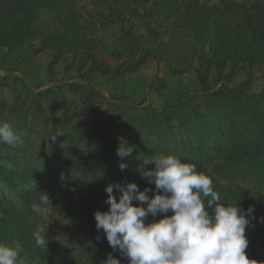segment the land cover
Instances as JSON below:
<instances>
[{
  "label": "trees",
  "instance_id": "trees-1",
  "mask_svg": "<svg viewBox=\"0 0 264 264\" xmlns=\"http://www.w3.org/2000/svg\"><path fill=\"white\" fill-rule=\"evenodd\" d=\"M146 1L113 0L121 22L115 42L124 47L125 58L110 66L95 53L105 48L97 31L108 27L107 17L95 18L88 11V19L79 18L71 0H0V49L6 55L27 40H38V49L53 51L47 64L53 75L62 56L79 54L80 81L34 92L25 78L14 74L16 69L0 75V88H8L11 78L14 90L11 101L0 98V123H10L23 141L15 148L0 142V243L19 240L28 264H105L109 254L128 264L103 230H97L94 213L109 208V183L135 182L154 196L158 190L143 174L155 163L144 166L143 161L158 153L194 162L198 171L211 176L219 203H236L247 215L246 254L264 264V85H256L253 73L254 68H264V16H255L239 2L221 8L198 0L182 1V6L177 0H151L145 8ZM160 6L165 12L158 25L176 26L190 39L179 44L157 39L160 29L152 19ZM41 7L53 11L48 20H40ZM132 9L144 19L146 34L135 32L130 16H124ZM119 46L108 53L118 58ZM149 57L172 75L192 68L193 84L174 86L157 76L150 92L160 103L143 104V87L135 82L130 88L128 74L136 73ZM241 69L247 70L246 76L235 83ZM104 78L110 85L107 96L101 88ZM66 92L79 100L80 114L85 112L88 122L80 115L73 119L76 100ZM169 92L171 98L165 96ZM53 93L61 97L58 113L45 105ZM100 99L125 113L106 118V111L98 108ZM121 142L133 148L132 156H117ZM122 162L127 164L124 170ZM42 191L52 205L45 216L32 210ZM113 195L119 199L120 192L114 188ZM163 215L149 214L146 223ZM41 223H49L44 249L33 236Z\"/></svg>",
  "mask_w": 264,
  "mask_h": 264
},
{
  "label": "clouds",
  "instance_id": "clouds-1",
  "mask_svg": "<svg viewBox=\"0 0 264 264\" xmlns=\"http://www.w3.org/2000/svg\"><path fill=\"white\" fill-rule=\"evenodd\" d=\"M0 142L15 148L23 141L13 126L4 122L0 123ZM132 152V147L121 142L116 154L123 159ZM151 162L155 168L143 175L154 182L158 190L154 196L149 197L148 189L141 191L135 182L126 186L109 183L105 188L109 208L94 213L97 230H103L109 245L119 249L128 264H256L246 254L247 215L236 203H219L210 175L172 153H158L143 164ZM119 167L124 170L127 164L122 162ZM114 188L120 192L119 199L113 195ZM49 206L50 197L42 191L32 210L45 216ZM158 213L165 215L146 223L149 214L155 217ZM48 225L38 224L33 233L36 245L43 249ZM23 251L19 240L11 245L0 243V264H28ZM105 264L121 262L109 254Z\"/></svg>",
  "mask_w": 264,
  "mask_h": 264
},
{
  "label": "rangeland",
  "instance_id": "rangeland-1",
  "mask_svg": "<svg viewBox=\"0 0 264 264\" xmlns=\"http://www.w3.org/2000/svg\"><path fill=\"white\" fill-rule=\"evenodd\" d=\"M101 1V2H100ZM179 2V5L182 6L183 2L186 0H177ZM74 7L71 8L72 12L78 15L79 18L88 19L89 14L88 11H90V14H93L96 16L95 18H100L101 15L104 17H107L106 22H108V27L105 30L97 31V35L99 37V40L102 41L105 48H97L95 49V53L98 57L103 56L104 59H106L107 63L110 66H114L115 64H119L124 60L123 51L124 47L117 45V42H115V38L118 37V32L121 28V22L117 20L118 13L114 11V8H119L117 2H113V0H71ZM122 2V1H120ZM151 0H147L145 4V8H148L150 6ZM199 3L204 4L206 3L207 6H210L211 4H215L221 8H225L226 2H239L246 5V8L250 10L255 16H264V0H198ZM126 5V3H125ZM158 4L157 6H159ZM138 6V3L134 5L133 7L136 8ZM123 7V6H121ZM113 9V10H112ZM68 10V9H67ZM39 15L40 20L45 21L48 20L52 15L53 11L47 10L43 7L39 8ZM165 9H163L162 6H160V9L158 7L156 8L155 12V18L152 19V25L156 26V30H159V36L157 39L163 40L164 42H174L176 44H179L180 40L183 39H190L187 37L186 34L182 33L180 29H177L176 26H173V29L170 28V25H158V21H160L161 14H164ZM233 12V11H232ZM130 16V23L137 33L146 34L147 30L144 26V19L137 18V12L132 9L131 11L126 12L124 16ZM134 15V16H133ZM177 17H180V14H177ZM129 18V17H128ZM127 26V24H124ZM166 26V27H165ZM173 31V32H172ZM208 42L209 39H206V49H208ZM39 41L38 40H27L25 41L19 48H17L15 51L11 52L10 54H5L4 49H0V75H4L7 72H10L12 69H16L14 71V74L17 76H22L25 78L30 84L31 88L34 92L43 90L47 88L48 86H52L53 84H60L65 83L69 81H80L79 77L77 76V63L79 54L74 56L72 52H67L64 56L60 58L58 63L54 65V74L50 75L47 71V64L51 61L52 53L53 51L51 49L45 48V49H38L39 48ZM119 46L118 50L121 54L118 58H114L111 56L110 53H108L107 50L116 48ZM181 55L182 53L179 52ZM184 57V56H182ZM180 56V58H182ZM73 62V64H72ZM71 63V67L69 69H66V66ZM193 66H196L197 64L195 62L191 63ZM67 71H66V70ZM247 73V70H238L237 74L233 78V81L236 83L243 78H245ZM254 81L256 85H264V68H254ZM157 76H161L164 80H166L171 85H180L187 86L192 85L195 79L194 71L193 69H189L187 72L183 74H175L172 75L169 71L165 70L163 68V63L158 62L156 59H153L149 57L146 61V63L136 72V73H129L128 77H130V80L132 81V84H130V88H134L135 82L137 84H141L143 87L142 94H145L143 99V104L150 103L151 101H155L160 103L157 96H153L150 92L151 86L150 84L153 83L154 80H156ZM99 80V78H97ZM104 82L102 83V90L103 93L107 96V88L110 87L109 81L105 78L103 79ZM12 79L7 78V82H9L8 88H0V98L3 100H7L8 102L13 99L14 90L12 86ZM101 84V83H100ZM150 85V86H149ZM66 97L76 100L77 108L72 111L73 113V119L76 120L77 115H80V120L82 122H88L90 119L86 116L85 112H82L80 114V106H79V100H77L76 96L66 92ZM165 96H169L171 98V92L167 93ZM60 95L57 93H53L52 95H49L48 98L45 99V105L49 106V108H52L56 113H58V109L60 108ZM138 100V98H137ZM109 100H99L98 108L100 111L105 112L106 118H109V114H124L125 111L122 110V113H119L120 110L118 108H113L111 106ZM151 104V103H150Z\"/></svg>",
  "mask_w": 264,
  "mask_h": 264
}]
</instances>
